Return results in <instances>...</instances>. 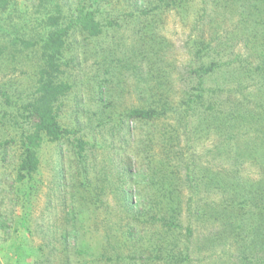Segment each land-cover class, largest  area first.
Returning <instances> with one entry per match:
<instances>
[{"label": "rangeland", "instance_id": "rangeland-1", "mask_svg": "<svg viewBox=\"0 0 264 264\" xmlns=\"http://www.w3.org/2000/svg\"><path fill=\"white\" fill-rule=\"evenodd\" d=\"M5 2L0 264H264V0ZM48 72L68 135L19 182Z\"/></svg>", "mask_w": 264, "mask_h": 264}, {"label": "trees", "instance_id": "trees-1", "mask_svg": "<svg viewBox=\"0 0 264 264\" xmlns=\"http://www.w3.org/2000/svg\"><path fill=\"white\" fill-rule=\"evenodd\" d=\"M5 3V0H0V9L5 6ZM79 21L81 27L90 35H97L98 25L96 22H94L93 17L90 14L81 16ZM64 36L65 31L61 29L53 30L48 34L46 47L52 52V55H50V60L48 61V67H50V69L53 68V57L60 53ZM208 72H210L209 69L196 70L199 79L202 78V73L207 74ZM47 75L48 76L45 78L44 82L40 84L39 97L32 105H30L31 108L28 109V131L26 133L21 131L20 133L21 152L16 167V172L18 175L17 180L19 182L23 181L25 177H30L31 174L36 172L39 165L37 150L44 137H47L51 141H59L64 136L68 135V131L63 129L59 124L57 114L53 112L52 108L57 94H59L61 90L65 88L64 84L55 86L50 78V72H48ZM199 98H201V96H198V99ZM154 115L155 111H153L151 108H149V110L135 109L129 111V116L134 119H150L153 118ZM78 143L79 149L82 150L86 142L79 140ZM123 197L126 201H129V197L126 193H124ZM258 200L264 201V197L258 198ZM129 203H132L131 199ZM4 227V221L0 220V231H3L5 229Z\"/></svg>", "mask_w": 264, "mask_h": 264}]
</instances>
